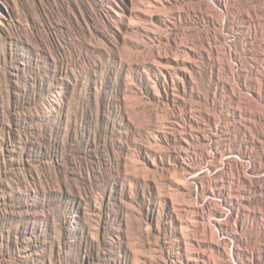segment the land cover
I'll return each mask as SVG.
<instances>
[{"label": "rangeland", "instance_id": "1", "mask_svg": "<svg viewBox=\"0 0 264 264\" xmlns=\"http://www.w3.org/2000/svg\"><path fill=\"white\" fill-rule=\"evenodd\" d=\"M0 264H264V0H0Z\"/></svg>", "mask_w": 264, "mask_h": 264}, {"label": "bare ground", "instance_id": "2", "mask_svg": "<svg viewBox=\"0 0 264 264\" xmlns=\"http://www.w3.org/2000/svg\"><path fill=\"white\" fill-rule=\"evenodd\" d=\"M207 252H208V251H207ZM203 261H204V260H203ZM203 261H202V262H203ZM253 261H254V260H253Z\"/></svg>", "mask_w": 264, "mask_h": 264}]
</instances>
